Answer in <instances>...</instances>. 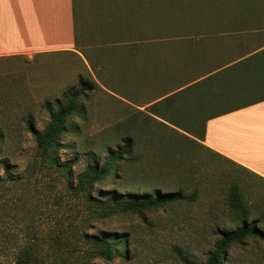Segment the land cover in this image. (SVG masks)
I'll use <instances>...</instances> for the list:
<instances>
[{"label":"rangeland","instance_id":"obj_1","mask_svg":"<svg viewBox=\"0 0 264 264\" xmlns=\"http://www.w3.org/2000/svg\"><path fill=\"white\" fill-rule=\"evenodd\" d=\"M75 5L77 52L0 58V264H13L24 250L36 264H205L219 241L216 226L237 225L229 210L232 182L248 187L250 203L263 205L264 181L240 179L229 162L187 145L181 135L197 140L194 136L148 116L171 92L237 59L236 46L262 43L264 0H76ZM81 79L96 86L68 118L54 153L69 167L64 176L52 164L54 156L41 162L28 125L43 132L49 110L58 109L56 102L68 90H78ZM197 96L185 93L173 109L161 105L158 112L173 117L175 108L195 111L203 107V97L194 102ZM263 96L264 89L248 90L209 111ZM199 126L191 127L195 135L202 134ZM128 137L132 152L117 163L120 172L81 185L78 177L89 166L102 169ZM157 189L188 199L141 216L99 208L111 194L152 195ZM109 234L128 237V247L121 246L122 256L113 261L102 258L91 241ZM227 253L222 264H264V242L253 238Z\"/></svg>","mask_w":264,"mask_h":264},{"label":"trees","instance_id":"obj_2","mask_svg":"<svg viewBox=\"0 0 264 264\" xmlns=\"http://www.w3.org/2000/svg\"><path fill=\"white\" fill-rule=\"evenodd\" d=\"M244 56L245 55H240L237 59L235 58L228 63L226 62L222 66H226L230 62L238 60ZM205 76V78L200 79V77L199 79L190 82L185 85V88L183 87V89L180 88V90H178V88L177 92H171L172 94L169 93L171 94L170 96L162 99L160 102L154 103L152 105L153 111L151 112V115L148 116L149 120H153V116L159 117L163 121L175 125L186 133L194 136L197 140L191 139L186 135H181L185 138L187 145H200L201 148H204L215 154V156L229 162L234 167L235 171L239 173L240 179L242 175H249L264 181V178L260 175L217 153L206 145L201 144L205 141L206 126L209 120L264 101L263 96L253 102L237 107H231L222 111H209V108L216 105L218 102L231 100L234 97L246 94L248 90L264 89V49L261 52L249 56L225 69ZM95 86V84L87 83L81 79L79 81L78 90L75 92H73V90H68L65 93L64 98L56 102L58 109L56 111L52 109L49 110L50 121L43 132L38 131L31 124L28 125L29 133L32 134L35 139L37 152L40 154L41 162L45 164L46 159L50 158V155L54 156L52 157V164L58 169H61L64 176H69L67 170L69 167L66 164H61L54 153L60 145L61 137L67 131L68 118L76 113L83 99L88 100V91ZM215 86L223 88L221 90L223 92L221 93L219 89L215 88ZM211 90L215 91L212 93L210 92ZM193 92L198 93L197 97H193L194 102L200 99V97H203V103H201V106L203 107L188 113L183 112L184 110L177 111L175 108L176 113L173 114V117L170 115H162L158 112L161 105L173 109L174 103L178 100V97L185 93ZM217 92H220L221 94L218 95ZM205 115L208 116L205 117ZM187 120L192 122V124L189 123L186 124L185 127H182L175 123V121L185 123ZM199 122L201 123L200 126H203V131L201 135H195L191 127H198ZM163 125L169 130L180 134L172 127H169L164 123ZM132 146L133 142L131 137L126 138L122 147L118 148L116 152H111L109 154L102 169L98 170L96 166H89L86 171L78 177L80 184L83 185V183H86L91 177L95 179L94 181L100 182L107 178L112 171L116 173L120 172L117 163L124 161L126 155L132 152ZM234 180H236V178ZM247 189L248 187L244 188L238 181L232 182L228 197L229 210L233 218H235L237 225L236 228L232 230L222 229L220 225L216 226V233L219 235V241L216 243L214 251L209 254V258L205 264H222L223 260H226L228 256V248L232 245H239L248 238L264 242V204L255 205L250 203L249 196L245 192ZM186 199H188V197H184L180 192L161 194L157 189L152 195L135 194L133 196L128 195L120 198L115 194H111V196L106 199L107 204L102 205L99 208L102 210L109 208L111 212L117 214L133 212L141 216L145 211L166 208ZM97 200L103 202L102 199ZM91 241L99 248V255L107 261H113L115 258L122 256L120 253L121 246L128 245V237L119 236L118 234H109L107 235V239L93 235ZM36 263L37 261L34 259L32 253L28 250H24L13 264Z\"/></svg>","mask_w":264,"mask_h":264},{"label":"crops","instance_id":"obj_3","mask_svg":"<svg viewBox=\"0 0 264 264\" xmlns=\"http://www.w3.org/2000/svg\"><path fill=\"white\" fill-rule=\"evenodd\" d=\"M75 1L0 0V58L77 52ZM261 40L236 46L245 56L215 72L261 52ZM204 144L264 178V101L209 120Z\"/></svg>","mask_w":264,"mask_h":264}]
</instances>
